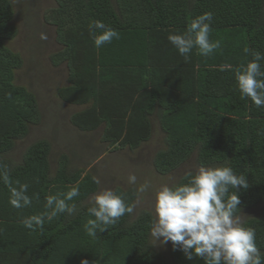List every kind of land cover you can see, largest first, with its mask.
<instances>
[{"label": "trees", "instance_id": "1", "mask_svg": "<svg viewBox=\"0 0 264 264\" xmlns=\"http://www.w3.org/2000/svg\"><path fill=\"white\" fill-rule=\"evenodd\" d=\"M46 20L56 27L61 50L51 56L54 66L65 64L67 86L57 90L66 104L85 106L70 117L81 132L102 129L106 151L136 150L148 142L157 125L164 148L153 158L155 171L169 175L196 154L198 166H230L243 175L247 189H239L242 212L260 206L256 217L243 221L256 231L264 253V108L241 99L233 69L252 59L248 48L264 53V0H55ZM214 14L210 39L221 48L205 57L193 49L186 60L169 42L170 33H183L191 20ZM11 0H0V170L29 185L30 207L9 203V186L0 180V264H205L188 260L170 244L169 257L158 251L150 237L154 215L134 213L137 191L115 188L133 206L115 225L90 236L85 225L89 198L99 184L91 173L70 165L67 155L51 168L52 144L38 140L26 147L19 161L10 158L16 143L41 123L37 98L14 83L23 59L7 47L17 36ZM92 20L117 30L119 39L96 48ZM99 34V30H96ZM264 65V61H261ZM264 70V69H262ZM186 174V173H185ZM183 174L174 184L185 183ZM79 186L69 204L77 211L61 214L43 229L26 228L25 217L45 211L46 197ZM236 191L230 189V193ZM38 194L39 199L35 198Z\"/></svg>", "mask_w": 264, "mask_h": 264}, {"label": "clouds", "instance_id": "2", "mask_svg": "<svg viewBox=\"0 0 264 264\" xmlns=\"http://www.w3.org/2000/svg\"><path fill=\"white\" fill-rule=\"evenodd\" d=\"M214 14L205 12L191 20L183 33H170L169 42L187 60L193 49L208 57L221 48L219 40L210 39ZM89 30L93 33L96 48L119 39L117 30L100 20H92ZM99 30V34H96ZM41 39H47L41 34ZM252 59L235 69L230 64L221 65L219 70H234L236 85L241 99H250L257 108H264V53L248 48ZM9 170H0V180L9 186V203L16 209L30 207L33 196L28 195L29 185L16 181L13 186ZM94 182L99 184L97 178ZM185 183L163 185L155 194L154 218L150 227L153 245L172 243L174 250H180L188 260L202 258L205 264H264V253L256 243V231L246 227L238 215L240 209L239 189H247L243 175H237L227 165L218 167L200 166L196 171L185 174ZM137 177L130 175L128 182L135 184ZM150 183L145 182L137 189V196L146 192ZM230 189L236 191L230 193ZM79 186L71 187L65 193L46 197L45 211L39 215L25 217L23 225L35 230L43 229L45 221L51 222L61 214L69 216L77 211L76 204H69L79 196ZM39 199L38 194L35 195ZM87 212L94 219L85 225L90 236L97 230L103 232L115 225L125 214L133 212V206L112 189H103L91 197ZM81 264H89L83 260Z\"/></svg>", "mask_w": 264, "mask_h": 264}, {"label": "rangeland", "instance_id": "3", "mask_svg": "<svg viewBox=\"0 0 264 264\" xmlns=\"http://www.w3.org/2000/svg\"><path fill=\"white\" fill-rule=\"evenodd\" d=\"M15 16L12 24L17 29V36L7 42V47L18 53L23 59V66L15 70L14 83L24 86L37 98L42 120L30 127L29 135L16 143L10 158L19 161L23 150L38 140H49L52 144L51 168L55 173L62 155H67L70 165L97 178L99 189H137L145 182L149 189L139 194L134 203V213L146 210L154 215L155 194L163 185L174 184L183 174L196 171L199 166L196 154L180 168L169 175H159L153 166L157 151L164 148L163 134L157 125L151 139L136 150L113 149L106 151L101 142L102 129L93 132H81L70 123L72 114L85 106H73L64 103L57 96L60 87L67 86V68L65 64L54 66L51 56L60 51L62 46L56 39V27L46 20L48 12L56 7L55 0H11ZM47 39H41V34ZM135 175V184L128 182V177ZM93 196V195H92ZM91 196V197H92ZM91 197L89 202H91ZM261 207H255L240 214L242 222L260 214ZM152 242V240H151ZM153 243V242H152ZM169 242L154 247L169 257Z\"/></svg>", "mask_w": 264, "mask_h": 264}, {"label": "crops", "instance_id": "4", "mask_svg": "<svg viewBox=\"0 0 264 264\" xmlns=\"http://www.w3.org/2000/svg\"><path fill=\"white\" fill-rule=\"evenodd\" d=\"M74 106V105H73Z\"/></svg>", "mask_w": 264, "mask_h": 264}]
</instances>
